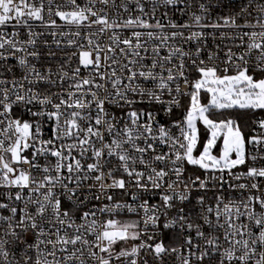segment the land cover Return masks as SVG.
Here are the masks:
<instances>
[{
	"label": "snow or ice",
	"instance_id": "6c2138e0",
	"mask_svg": "<svg viewBox=\"0 0 264 264\" xmlns=\"http://www.w3.org/2000/svg\"><path fill=\"white\" fill-rule=\"evenodd\" d=\"M257 111L264 0H0V264H264Z\"/></svg>",
	"mask_w": 264,
	"mask_h": 264
},
{
	"label": "built area",
	"instance_id": "2783aa9c",
	"mask_svg": "<svg viewBox=\"0 0 264 264\" xmlns=\"http://www.w3.org/2000/svg\"><path fill=\"white\" fill-rule=\"evenodd\" d=\"M226 2H227V0H226ZM226 11H227L226 9H223V8L220 9V12H226ZM180 115L181 114L178 112L176 118H180ZM159 118H160L161 123L167 122L166 126L171 127V120L173 119V117L169 116L167 113H161ZM254 118H264V112L258 111V113L255 115ZM173 130L178 132V130H175V129H173ZM49 134L50 133L46 132V135H49ZM188 174L189 175L192 174L191 168H189ZM144 195L146 198L150 199V203L155 204L158 202V199H159L158 195H155L152 193H145ZM209 196H211V193H209ZM117 198H120L119 194H117ZM123 199L130 200V197H124ZM124 216H125V218H128L129 214H124Z\"/></svg>",
	"mask_w": 264,
	"mask_h": 264
},
{
	"label": "rangeland",
	"instance_id": "374dc122",
	"mask_svg": "<svg viewBox=\"0 0 264 264\" xmlns=\"http://www.w3.org/2000/svg\"><path fill=\"white\" fill-rule=\"evenodd\" d=\"M204 102L205 103L207 102L206 99L204 100ZM198 127L200 129V145L198 146V151H199V150H202V145L207 140L208 133L206 132V130L204 129V127H203L202 124H198ZM201 128H203L205 130V136L204 137H202V130H201ZM221 146H222V142L220 140H218L216 147L213 149V154L214 155H216V154L219 153Z\"/></svg>",
	"mask_w": 264,
	"mask_h": 264
},
{
	"label": "trees",
	"instance_id": "16d2710c",
	"mask_svg": "<svg viewBox=\"0 0 264 264\" xmlns=\"http://www.w3.org/2000/svg\"><path fill=\"white\" fill-rule=\"evenodd\" d=\"M258 113V111L256 113H247L242 115V123L245 124V128L244 131L247 133L249 131L248 125L251 123V118L255 117V115ZM202 130V137L205 136V130L203 128H201Z\"/></svg>",
	"mask_w": 264,
	"mask_h": 264
}]
</instances>
